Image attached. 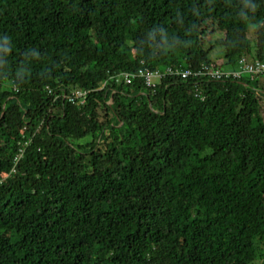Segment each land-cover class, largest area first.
Listing matches in <instances>:
<instances>
[{"label":"trees","instance_id":"1","mask_svg":"<svg viewBox=\"0 0 264 264\" xmlns=\"http://www.w3.org/2000/svg\"><path fill=\"white\" fill-rule=\"evenodd\" d=\"M243 56L264 0H0V264H264V80H111Z\"/></svg>","mask_w":264,"mask_h":264},{"label":"built area","instance_id":"2","mask_svg":"<svg viewBox=\"0 0 264 264\" xmlns=\"http://www.w3.org/2000/svg\"><path fill=\"white\" fill-rule=\"evenodd\" d=\"M204 69V72H193L190 70H183L181 68H167L163 72L155 71L145 73L143 71H139L138 75H133L131 73H119L113 75L111 80H114L116 83L123 82L126 85H131L134 79L138 77L143 80L144 84L149 89H155L157 83L167 76L187 79L191 76L198 77L209 75V77L214 80L223 77L238 79L243 74H249L253 76L252 80L257 79L258 76L262 77L264 80V64L260 62L249 64L245 59L240 62V67L238 65L236 70H227L216 63L211 66H205ZM49 93L51 94V92ZM87 95L88 93L86 91H75L70 96H68V99L73 104L79 103L83 105ZM23 152L24 151H22L21 154H23Z\"/></svg>","mask_w":264,"mask_h":264},{"label":"bare ground","instance_id":"3","mask_svg":"<svg viewBox=\"0 0 264 264\" xmlns=\"http://www.w3.org/2000/svg\"><path fill=\"white\" fill-rule=\"evenodd\" d=\"M243 59H245L246 61H247V63H249V64H253V63H256V62H260V63H263L264 64V62H261V61H259V60H254V59H251V58H249V57H247V56H243V57H241L239 60H238V65H239V67H240V62L243 60ZM211 65H214V63H210V64H208V65H203L198 71H194V72H204V68H205V66H211ZM238 68V67H237ZM225 69H227V68H225ZM227 70H236V69H227ZM140 71H143V72H145V73H147V72H149V71H147L146 69L145 70H140ZM138 73L139 72H136V73H131V74H133V75H138ZM245 76H248V77H250L251 79L253 78V76L252 75H249V74H243L240 78H238V79H242L243 77H245ZM206 77H209V75H207ZM137 79H141V78H135L134 80H137ZM224 79H228L227 77H223V78H220V79H214L215 81H222V80H224ZM234 80H235V78H233ZM257 79H262V77H260V76H258L257 77ZM263 80V79H262ZM75 92V91H74ZM68 96H70V95H68ZM68 96H65V98H67L68 99ZM68 101H69V99H68ZM70 102V101H69ZM71 103V102H70ZM73 104V103H72Z\"/></svg>","mask_w":264,"mask_h":264},{"label":"rangeland","instance_id":"4","mask_svg":"<svg viewBox=\"0 0 264 264\" xmlns=\"http://www.w3.org/2000/svg\"><path fill=\"white\" fill-rule=\"evenodd\" d=\"M249 38L251 39V40H254V35H253V33H252V31H249ZM211 42H215V38L213 39H211L210 40ZM223 54H224V49H223V47H217L216 49H215V51H212L211 52V54H210V56H211V58L212 59H214V60H218V59H220V58H222L223 57ZM217 64V63H216ZM219 65V64H218ZM255 264H259V263H255Z\"/></svg>","mask_w":264,"mask_h":264},{"label":"crops","instance_id":"5","mask_svg":"<svg viewBox=\"0 0 264 264\" xmlns=\"http://www.w3.org/2000/svg\"><path fill=\"white\" fill-rule=\"evenodd\" d=\"M222 60H223V59H222ZM222 60H221V59H220V60L218 59L219 62H221ZM216 61H217V60H216Z\"/></svg>","mask_w":264,"mask_h":264}]
</instances>
